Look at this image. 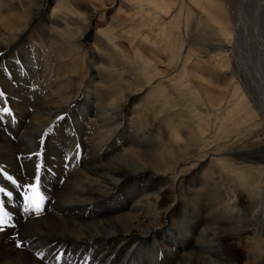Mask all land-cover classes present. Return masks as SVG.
I'll return each mask as SVG.
<instances>
[{"label":"bare ground","instance_id":"1","mask_svg":"<svg viewBox=\"0 0 264 264\" xmlns=\"http://www.w3.org/2000/svg\"><path fill=\"white\" fill-rule=\"evenodd\" d=\"M97 1L110 8L118 5L121 16H109L113 25L97 26L93 33L95 19L107 17ZM219 2L0 0V69H4L0 71V187L11 190L4 173L21 183L34 179L39 162L45 197L40 213L35 209L24 213L15 194L12 198L0 194L12 217L10 225H15L0 233V264H56L57 252L64 253L60 264H218L202 255L217 244L211 234L217 230L215 223H205L208 210L223 203L222 194L227 192H217L215 202L206 203L209 186L212 190L216 185L248 196L252 213L246 230L240 228L237 234L255 231L263 246L254 264H264V163L254 169L226 161L230 169L192 180L187 191L180 185L181 176L175 177L177 166L171 167L176 153L195 160L198 152L220 141L231 123L238 126L236 131L242 128L240 133L258 125L257 119L249 118L254 109L244 96L237 97L234 89L229 101L219 91L223 60L234 56L237 48L229 15ZM84 6L88 9L82 11ZM257 9L264 11V0L257 1ZM75 27L82 28L76 40ZM121 41L133 46L134 56ZM101 44L106 48L100 49ZM75 48H82L87 58L88 71L82 78L69 65ZM256 54L261 59L254 64L258 72L264 68L263 44ZM131 58L137 59L132 70L141 76L151 71L150 80L158 88L147 90L122 81L129 68L123 62L122 68L117 66ZM242 65L233 59L239 74L246 72ZM193 97L214 116H198L201 123L194 124L193 139L186 138L191 154L178 150L181 144L165 150L173 141L168 144L164 136L158 143L148 140L152 132L146 135L150 128L146 116L156 109L161 114L165 107L179 110L173 116L181 115ZM147 99L154 100L153 106L145 105ZM261 101L257 105L264 118V96ZM4 107L10 111L3 112ZM172 125L178 142V126ZM37 151L41 157L33 154ZM260 153L264 154V147ZM260 153L249 157L264 162ZM208 157L195 160L196 174ZM170 186L174 201L162 208Z\"/></svg>","mask_w":264,"mask_h":264},{"label":"rangeland","instance_id":"2","mask_svg":"<svg viewBox=\"0 0 264 264\" xmlns=\"http://www.w3.org/2000/svg\"><path fill=\"white\" fill-rule=\"evenodd\" d=\"M219 1L226 9V14L229 15L228 18L236 38L237 47L233 52L234 56H231V53L229 58L223 60L224 65L220 69V76H218V82L220 86L219 91L220 94H225L229 101L231 99V96L233 97L234 89L237 91V97L241 95L244 96V99L246 103L249 104L251 110L254 109L248 114L249 118L252 117L253 119H257L256 123H258V125L255 128H252V130H245L240 133L242 128L239 129V131H236L238 129V126H234V124L231 123L229 125L230 129L226 132H223V136L220 137L221 139L219 142H213L201 153L198 152L194 156L195 160H198L206 154L209 155L208 159L202 166L200 173H197L199 175L194 172V168L199 167L196 166L197 162L195 160H185L181 155H178L176 153V156L178 157L171 162V167L177 166L173 171L175 172V177L181 176L182 181L180 185L185 191L189 189V185L191 184L192 180H204L206 175L216 173L215 171L221 172L230 169V167H227L226 161L231 163L232 165L236 164V166L238 167L250 164L254 167V169H256L258 166L263 165L264 163L263 161L257 160L258 158L249 157L252 155L255 156L256 154L260 153V151L264 147V118L260 113L257 105V102H262L261 100H263L264 96V68L263 70L261 69L258 72L255 71L254 68V64L261 60L257 58L258 55L256 54V49L260 43L263 44L264 47V11H258V0H239V3L238 0ZM102 3L103 2L97 1L100 10L104 11L107 14V17H97L95 19L92 27L93 33L96 31L97 26L108 29L111 27V25H113V21H111L109 16H112L114 18H119L121 16V11L117 10L118 5H116L115 8H110V6L102 5ZM87 9L88 8H86L85 6L81 7L82 11ZM49 14H51V9L48 11V15ZM79 25L76 24V27H78ZM236 27H238V29ZM234 28L236 29L234 30ZM81 31L82 28H76L74 40H76V37L79 35V33H81ZM255 37L260 41L257 43V45V40ZM92 42H94V40H92ZM119 44L123 49L134 56V48L127 41H121ZM99 48H106V46L101 44L99 45ZM82 52H84L82 48H75L73 51L74 59L69 61L70 68L75 71L78 77H81L80 75H83L88 71L87 58H85V55ZM118 58L121 59L120 56H118ZM229 59H232L231 63H229ZM233 59L239 60L243 63L240 69L243 71L244 69H246L245 74H239L236 72V70L234 71ZM122 62L124 65H126V67L129 68L127 69L129 72L122 75L123 82L133 81L137 83L141 88H147V90L158 88L156 87L157 83L154 82V80H150V76H152L151 71L145 73L146 76H141L140 71L132 70L133 66L135 67V63L137 62L136 58L122 59V61L119 62V66L117 67L122 68ZM157 67H160L161 70H165V67ZM22 77L26 78V76L24 75H22ZM118 77L121 78V76L119 75ZM81 78L78 79L80 80ZM100 87L103 88L102 85ZM153 101L154 100L147 99V101L144 103L146 106L147 103L153 106ZM161 110V114H159V111L156 109L155 113H150L148 116H146L147 124L150 125V128L146 135L149 132H152V134H148V140L158 143L163 139L164 136V141L168 142V144L169 141H173L171 144L164 146L165 150H172L176 145L181 144L178 150H180L182 153H186L187 149L189 154H191L190 147L186 148V141L188 138L193 139L192 130L195 129L194 127H196L194 124L198 122L201 123V120L198 118V116L202 114H204L205 117L208 116L209 118L214 116L210 115L212 114V112L209 113V107L206 104H204V106H200L199 101H197L195 97H193L192 102L189 103L187 107H184L185 112L181 113V115L173 116L176 114L175 112L179 111H176L175 108L165 107V109ZM199 111H201V113L196 114ZM160 115H163L164 117H161ZM223 115L224 114H222L221 116ZM231 119L234 118L231 117ZM159 120H161L162 123H160ZM173 123L178 126V132L181 136V139L178 142H176V137H174L175 131L172 125ZM211 124H215L214 119H212ZM221 132L222 130L220 129V131L218 132V136H220ZM157 149L163 150V146H157ZM260 154L264 155L263 153ZM200 174L202 176H200ZM210 188L211 187L209 186L208 191L210 195L207 193L206 196L209 199L206 200V203L213 204L212 202H215L214 197L217 192L218 195L219 193H221V191L227 192L225 194H222L223 203H220L219 205L217 204V209L211 208V210H208V215L209 213L210 215L208 216L205 223L210 222L211 226L215 223L217 230L214 232L212 231L211 234L212 237L215 238L217 244L212 247L208 246L206 249H204L202 255L213 257V259H215L218 264H229V261H233L235 264H254V256L263 246L261 244L259 236H256V234L254 233L255 231L251 230H249V232L247 233L237 234V230H240V228L246 230L245 226H247L250 217L248 215L252 213L251 211H249L252 210V204L249 203L250 201H248V196L244 193H234L232 188H226V186L225 188H223V190H221L217 185L212 190ZM174 196V190L170 186L166 190L165 197L161 202V207L166 208L167 206H170L174 201ZM229 199L230 201H228ZM217 211L218 213H216ZM188 215L192 216V211H190ZM234 229L235 232L233 231ZM207 233L210 232L207 231ZM262 242L264 243V240ZM207 264L214 263L209 262Z\"/></svg>","mask_w":264,"mask_h":264},{"label":"snow or ice","instance_id":"3","mask_svg":"<svg viewBox=\"0 0 264 264\" xmlns=\"http://www.w3.org/2000/svg\"><path fill=\"white\" fill-rule=\"evenodd\" d=\"M3 56V53L0 52V57ZM4 69H0V71H3ZM0 96H3V92H0ZM3 112H9L10 109L7 107H4L2 109ZM65 117L58 116V120H63ZM40 144H44V140L41 139ZM79 145H75V148L77 149V157L79 156ZM36 157H41L42 152L37 151L33 153ZM73 157V158H77ZM30 158V157H29ZM43 165L41 163H36L34 167V172L32 176L34 179L30 178L29 182L21 183L17 179H15L12 175H6V179L11 182V190H7L6 187H0V194H3L7 198H12L15 194V198L18 202L21 204L22 212L27 213L31 211L32 209H35L37 213H40L42 211V205L44 203L45 197L41 194V176L40 172ZM14 211V210H13ZM12 217L10 216L9 211H6V205L4 200H0V233L5 232V226L10 225ZM10 227H15V225H10ZM10 235V233H8ZM21 245L16 244V247L19 248ZM41 259H43V253H39ZM64 256L63 252H57L53 255V259L56 262V264H60V261L62 257Z\"/></svg>","mask_w":264,"mask_h":264}]
</instances>
